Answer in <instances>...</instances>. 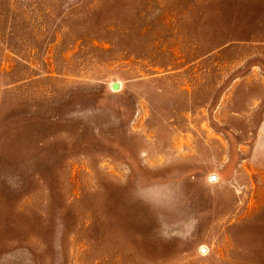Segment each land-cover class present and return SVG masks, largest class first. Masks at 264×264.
I'll return each instance as SVG.
<instances>
[{
    "label": "rangeland",
    "instance_id": "1",
    "mask_svg": "<svg viewBox=\"0 0 264 264\" xmlns=\"http://www.w3.org/2000/svg\"><path fill=\"white\" fill-rule=\"evenodd\" d=\"M257 262L264 0H0V264Z\"/></svg>",
    "mask_w": 264,
    "mask_h": 264
},
{
    "label": "water",
    "instance_id": "2",
    "mask_svg": "<svg viewBox=\"0 0 264 264\" xmlns=\"http://www.w3.org/2000/svg\"><path fill=\"white\" fill-rule=\"evenodd\" d=\"M119 89H120V85L118 83H113L112 90L119 91Z\"/></svg>",
    "mask_w": 264,
    "mask_h": 264
},
{
    "label": "crops",
    "instance_id": "3",
    "mask_svg": "<svg viewBox=\"0 0 264 264\" xmlns=\"http://www.w3.org/2000/svg\"><path fill=\"white\" fill-rule=\"evenodd\" d=\"M259 206H260V205H259ZM257 217L261 219V217H259V216H257ZM260 219H257V220H258V227H259V228H260V226H261L260 223H259V222H260ZM258 227H257V228H258ZM256 264H259V263L257 262Z\"/></svg>",
    "mask_w": 264,
    "mask_h": 264
}]
</instances>
